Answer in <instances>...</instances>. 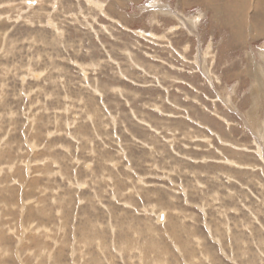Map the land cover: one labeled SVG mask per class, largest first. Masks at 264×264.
Here are the masks:
<instances>
[{"label":"rangeland","instance_id":"rangeland-1","mask_svg":"<svg viewBox=\"0 0 264 264\" xmlns=\"http://www.w3.org/2000/svg\"><path fill=\"white\" fill-rule=\"evenodd\" d=\"M24 1L0 0V264H264V3Z\"/></svg>","mask_w":264,"mask_h":264},{"label":"bare ground","instance_id":"bare-ground-1","mask_svg":"<svg viewBox=\"0 0 264 264\" xmlns=\"http://www.w3.org/2000/svg\"><path fill=\"white\" fill-rule=\"evenodd\" d=\"M40 1H42V0H40ZM39 0H25L24 2H25V4H28V5H31V4H38L39 2H40ZM89 1V0H88ZM96 1V0H95ZM215 1V0H214ZM240 0H238V2H239ZM259 1H262V3H260L261 4V9H262V4L264 3V0H256L255 1V3L253 4L254 5V11L256 12V10H258V2ZM34 2V3H33ZM204 2V1H203ZM210 2V1H209ZM234 2V1H233ZM244 2V1H243ZM42 3V2H41ZM90 3H91V1H90ZM89 3V4H90ZM40 5V4H39ZM93 5H95L96 6V8L98 7V4H93ZM264 5V4H263ZM251 6V5H250ZM31 7V6H30ZM100 7V6H99ZM102 7V6H101ZM250 8V7H249ZM101 9V8H100ZM243 9V8H242ZM232 10V9H231ZM247 10V9H246ZM40 11H41V9H40ZM248 11V10H247ZM246 11V12H247ZM260 11V10H259ZM245 12V11H244ZM245 12V13H246ZM261 12V11H260ZM226 13V12H225ZM229 13V12H228ZM248 13V12H247ZM257 13H258V11H257ZM247 15H249V14H247ZM247 15H246V17H247ZM251 15V14H250ZM262 15H263V20L262 19H260V21H259V23H260V25L262 24L263 26H264V6H263V10H262ZM240 16V15H239ZM242 16V15H241ZM259 16V15H258ZM228 17V16H227ZM235 17V16H234ZM237 17V16H236ZM10 18V17H9ZM238 18V17H237ZM232 19V18H231ZM248 19L249 18H244V19H242V18H240V19H238V20H235V19H233V21H232V24H231V27L232 26H234L235 28L237 27V24L238 25H240V32L241 33H244V31H246L247 29H251V31L253 32V31H257L258 30V24H254L253 26H249L251 23H253V22H250L249 23V21H248ZM256 19V18H255ZM259 19V18H258ZM257 20V19H256ZM248 21V22H247ZM252 21V20H251ZM247 22V23H246ZM261 25V26H262ZM262 28H264V27H262ZM256 29V30H255ZM243 30V31H242ZM234 32V31H233ZM96 82V81H95ZM92 262V261H91Z\"/></svg>","mask_w":264,"mask_h":264}]
</instances>
